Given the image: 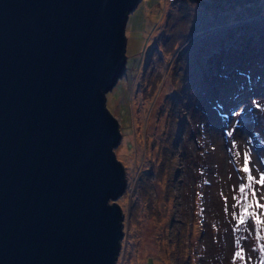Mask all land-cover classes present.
Listing matches in <instances>:
<instances>
[{
	"label": "rangeland",
	"instance_id": "obj_1",
	"mask_svg": "<svg viewBox=\"0 0 264 264\" xmlns=\"http://www.w3.org/2000/svg\"><path fill=\"white\" fill-rule=\"evenodd\" d=\"M212 6L138 0L127 12L123 70L105 91L126 183L114 198L122 210L114 264H205L215 253L220 264L240 255L241 264L264 262V223L249 215L238 224L243 205L233 207L247 184L245 154L254 177L264 174V47L244 25L261 15L228 21L225 34ZM253 187L264 197V187Z\"/></svg>",
	"mask_w": 264,
	"mask_h": 264
},
{
	"label": "water",
	"instance_id": "obj_2",
	"mask_svg": "<svg viewBox=\"0 0 264 264\" xmlns=\"http://www.w3.org/2000/svg\"><path fill=\"white\" fill-rule=\"evenodd\" d=\"M137 1L0 0V264L114 263L126 183L105 91Z\"/></svg>",
	"mask_w": 264,
	"mask_h": 264
},
{
	"label": "trees",
	"instance_id": "obj_3",
	"mask_svg": "<svg viewBox=\"0 0 264 264\" xmlns=\"http://www.w3.org/2000/svg\"><path fill=\"white\" fill-rule=\"evenodd\" d=\"M208 3L213 5L215 8H217V13H220L223 16V19L226 20L224 22L226 25L224 26V32L225 34H229V32L233 29V26L231 24H227L228 21H237L241 20L243 18L253 16V15H261L257 19H250L249 21L245 22L244 25L249 26L252 29V32L250 35H248V38L251 36L256 37L257 43L260 44V47H264V0H206ZM218 4V5H217ZM220 7H217L219 6ZM212 6V7H213ZM258 51L255 50L253 52L252 57L258 56ZM239 64V63H238ZM240 70V67L237 66L233 73H238ZM232 74H224L220 75L221 78H230ZM243 226L240 227L237 234H240L241 229ZM206 231L209 233V239L215 243L216 242V232H217V225L216 223H211L209 227L206 229ZM237 239L236 241H238ZM219 253H215V256H212L215 258V261L208 260L205 264H220L223 262L221 260V257L218 255ZM240 260H242V256H239V260L237 259L236 264H241ZM151 262V261H150ZM114 264V263H113Z\"/></svg>",
	"mask_w": 264,
	"mask_h": 264
},
{
	"label": "snow or ice",
	"instance_id": "obj_4",
	"mask_svg": "<svg viewBox=\"0 0 264 264\" xmlns=\"http://www.w3.org/2000/svg\"><path fill=\"white\" fill-rule=\"evenodd\" d=\"M231 135V133H229ZM244 167L241 169L244 173L247 174V184L241 183L239 185V197H233V199L237 200V204H235L233 207H238L241 204L243 205L242 210L240 212V219L238 221V224H244L246 223L245 217L252 215L254 216V222L256 225H260L264 223V221L261 220L260 216L264 213H258L255 211V209H264V204L260 203V199H264V197H260V199H257V189L253 187L254 184H259L262 187H264V174H261L259 179H256L254 175L252 174V171L249 168V159L247 154L244 156ZM249 190H251V196L254 201L253 205H249L247 203L248 196H249ZM249 208H253L254 211L250 213L248 210ZM235 215V213H234ZM257 238L260 239L259 234L257 233ZM261 251L264 252V246L261 247ZM264 264V262H262Z\"/></svg>",
	"mask_w": 264,
	"mask_h": 264
}]
</instances>
